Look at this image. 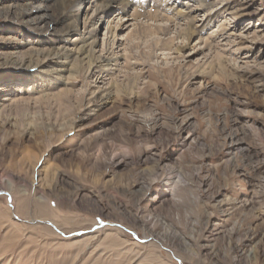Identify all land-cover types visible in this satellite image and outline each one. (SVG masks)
I'll return each mask as SVG.
<instances>
[{"label":"rangeland","instance_id":"rangeland-1","mask_svg":"<svg viewBox=\"0 0 264 264\" xmlns=\"http://www.w3.org/2000/svg\"><path fill=\"white\" fill-rule=\"evenodd\" d=\"M45 1L0 0V264H264V0L228 17L237 45L209 51L219 17L202 34L210 46L173 26L162 49L161 22L146 17L114 31L127 43L118 71L101 79L73 60L52 86L41 63L82 44L68 22L47 31L15 14ZM94 4L73 7L82 31Z\"/></svg>","mask_w":264,"mask_h":264},{"label":"bare ground","instance_id":"bare-ground-1","mask_svg":"<svg viewBox=\"0 0 264 264\" xmlns=\"http://www.w3.org/2000/svg\"><path fill=\"white\" fill-rule=\"evenodd\" d=\"M89 1L90 0H46L45 2L38 3V6L20 9L18 12H15L16 16L20 20H28V22L29 20L30 22L32 20V22L35 23H45L47 31L50 30V26H52V24L57 25L68 22L66 30H64V32L73 34L72 36L74 37V40L71 39V41H73L74 46L82 44L78 48H67L63 49V52L52 53L51 55L46 57V61H43L41 63V66H39V68L42 71H38V74L41 75L39 79L45 78V76L50 77V79L44 81L50 83L49 86H52L51 84H53V82L50 81L51 78L58 79V81H63L65 79V73H69L68 67L73 63V60H78V62L80 63H83L85 61L86 63H89L91 65L90 71L92 72L96 70V72L100 74L101 79H103L105 76L107 77L113 72L118 71V68L121 66V61L125 57V54H122L120 52L126 51L124 48L127 43L125 42V39L118 38L119 35H117V33L114 31H123L125 29L128 30L129 28H133L132 30L141 29L143 23L139 22V19H146V17H149V20L154 19L155 22H161V24L156 25V27L158 28L156 30L161 32L162 36L164 35V37H166L162 43V45H164L162 49L165 48L166 45L168 46L170 43V38L167 37L170 33L173 32H171V28L173 26L174 29H176V26L180 27L178 28L179 31L177 30L178 33L175 32V35L177 37V39L175 37L176 40L180 38L186 42L199 36V39L202 40V42L206 41L205 45L210 46L211 44V49L209 51H212V46L214 45L213 43H216V47H220L223 45L225 46V44H229L230 46L231 44L234 45L236 43L233 38H235L236 35L233 34V32L230 33L229 28L226 27V24H228L229 21L228 17L235 20H239L243 17H248L250 2L253 0H155L158 7L156 12L154 13L148 10L147 7L145 8L144 4L140 7L134 8V6L131 5V3H134L132 0H95V10L91 18H86V21L84 22L85 30L82 31L79 29L80 13H73V7L76 3H81V7L83 8V5L87 3L90 6L88 8L85 6L83 12L88 13L93 8L94 0H91L90 2ZM96 1H99V3L96 4ZM54 9L58 10L57 14H55L56 12ZM203 12H205L204 17L200 20L199 17H201V13ZM108 16L114 17L113 19L117 20V22L115 24V27L111 26V24L114 23V20L109 22L110 26L108 29V34L111 35L110 39L108 38L109 40H107V47L105 50L106 52L101 53L97 56L94 50L95 46L97 45L96 31L98 26L103 23ZM219 17H223V20L221 25H219V29L208 36L210 37L211 42L203 40L202 34L204 30L210 27ZM57 29H55V31ZM141 33H143L144 35V32ZM137 35L139 36V32ZM141 35L142 34H140V36ZM132 38H136L134 37V34ZM218 39L219 41H217ZM237 39H241V41L239 42L240 44H243L245 42V38L242 36L238 35ZM173 40L174 39H172V41ZM184 41H182V43ZM173 42H175V40ZM207 42H209L210 44H208ZM121 47V51L119 53L116 52V49H119ZM49 61H56V63L54 64H57L59 68L53 70L51 73L58 75V77H54L49 72L43 70L45 69L44 67ZM108 96L111 95L107 94L105 97L107 98ZM11 100L12 99H5L4 101ZM174 179L176 178L170 177L168 179L170 184L168 189L171 192V195L175 197L178 188L181 186V182L178 178V180ZM151 184L146 186L147 192L151 190ZM137 221L142 222L141 225L145 227L149 226L147 222L141 219H138ZM150 232L152 235L156 233L154 228H150ZM144 238L148 239L149 236L146 235ZM175 239L178 238H167V243L176 245ZM187 245L189 246L190 243L184 241L182 243H179V247H186Z\"/></svg>","mask_w":264,"mask_h":264}]
</instances>
